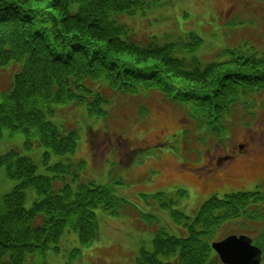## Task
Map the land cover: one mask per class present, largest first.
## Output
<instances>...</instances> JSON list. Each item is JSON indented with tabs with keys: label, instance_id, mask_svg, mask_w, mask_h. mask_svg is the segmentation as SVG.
<instances>
[{
	"label": "trees",
	"instance_id": "obj_1",
	"mask_svg": "<svg viewBox=\"0 0 264 264\" xmlns=\"http://www.w3.org/2000/svg\"><path fill=\"white\" fill-rule=\"evenodd\" d=\"M34 1L38 0H0V67L9 60L23 61L13 87L0 99V137L6 129L22 133L27 149L40 145L59 154L75 150L77 132L47 118L56 104L85 101L91 115H105L111 101L105 92L155 91L164 93L167 101L185 103L183 111L195 132L219 136L240 97L248 90L264 89V54L233 52L224 67L180 57L175 43L167 39L134 40L121 17L143 9L149 0H51L52 9L35 8ZM192 37V42L183 44L194 52L202 40ZM0 166L16 180L10 192L0 196V264H28V255L57 251L65 231L77 232L79 242L89 244L99 238L94 209L119 213L126 203L111 185L80 183L75 192L70 185L54 188L51 177L37 174L32 159L19 148L0 153ZM29 188L36 191L31 206L26 203ZM178 193L184 197L187 191ZM262 199L264 192L214 194L201 204L192 222L184 223L190 226L188 235H168L162 229L153 237L152 249L140 247L136 260L222 264L208 240L210 234L225 220L255 212L246 205Z\"/></svg>",
	"mask_w": 264,
	"mask_h": 264
},
{
	"label": "rangeland",
	"instance_id": "obj_2",
	"mask_svg": "<svg viewBox=\"0 0 264 264\" xmlns=\"http://www.w3.org/2000/svg\"><path fill=\"white\" fill-rule=\"evenodd\" d=\"M50 1H34L32 6L52 9ZM152 2V6H146L145 10L135 15L126 14L121 20L143 41L154 35L164 39L169 34L168 41L180 43L176 45L178 48L185 41L192 42V33H196L203 39V45L195 53L196 57L202 63L212 60L223 63L224 67H228V63L224 62L233 58V51L237 49L245 53L254 48L259 54L264 53V0ZM21 65L22 62L11 60L0 67V74L10 75L7 84L0 79V99L1 93L11 90ZM160 94L167 98L165 94ZM110 96L111 102L107 106L109 114L105 117L90 115L84 102H70L69 106H63L68 107L67 111L56 105L55 112L48 115V119L61 128L77 131V147L71 154H59L40 145L27 149L24 135L7 129L4 130V136L0 137L1 153L19 148L32 159L39 175H54L57 172L52 169L53 166L56 168L58 163L67 165V171L59 173L60 177L56 179L57 187L67 183L77 188L82 181H95L112 185L115 194L128 201L119 209V213H112L110 209L104 210L102 207L94 209L99 238L93 242L83 244L79 242L77 232L65 231L58 242L57 251L51 248L42 256L28 255V264L36 261L47 264H139L136 259L140 247L144 245L152 249V239L162 229L168 235H188L190 226H183L184 223L194 220L203 201L212 194H197L193 189L197 188L200 192L206 190L205 184L195 182L193 175L189 174H200L193 164L183 168L180 166V162L185 164L190 160L185 150L191 145L190 142L194 143L190 148L196 147V143L201 148L211 146L214 141L224 145L229 142L228 145H231L244 135H249L256 142L264 133V90L261 88L243 97L247 109V106L237 107L228 113V128L220 136L206 131H203V135L199 133L193 136L195 126L185 124L189 121L185 118V112L180 111L185 109L183 102L169 101L174 104H166L155 94L130 96L114 93ZM157 136L162 145H151L145 149L137 147L143 143H155ZM111 137L117 146L111 143ZM196 137L203 139L194 142ZM89 143L94 144L91 147L93 154L87 149ZM135 147V154L132 149L128 152L129 148ZM254 147L250 144V149ZM183 169L187 173L180 174ZM263 177L264 170L260 178ZM15 183L16 180L9 178L5 168L0 166V196L9 192ZM256 186L238 190L257 188L264 191V180ZM179 189H185L186 196L181 197L177 192ZM158 191L163 194L159 197L152 195ZM227 191L233 189L217 193L221 196ZM142 193L148 196L142 197ZM34 198L36 191L29 188L27 206L32 205ZM255 202H259L256 204L261 206L259 210L221 222L208 240L214 242L229 235L247 236L254 245L264 250V199ZM256 205L250 203L249 208H255ZM173 211L177 212L173 214ZM195 228L204 230L203 226Z\"/></svg>",
	"mask_w": 264,
	"mask_h": 264
},
{
	"label": "flooded vegetation",
	"instance_id": "obj_3",
	"mask_svg": "<svg viewBox=\"0 0 264 264\" xmlns=\"http://www.w3.org/2000/svg\"><path fill=\"white\" fill-rule=\"evenodd\" d=\"M263 137L264 134L254 142L250 136H243L228 147L215 144L205 150L188 148V154L193 158L192 164L200 172L192 173L194 181L205 184L204 188L212 194L222 190L219 184L226 189L242 188L251 183L258 185L264 170V160L259 154V151L264 153ZM249 144L256 147L250 149Z\"/></svg>",
	"mask_w": 264,
	"mask_h": 264
},
{
	"label": "water",
	"instance_id": "obj_4",
	"mask_svg": "<svg viewBox=\"0 0 264 264\" xmlns=\"http://www.w3.org/2000/svg\"><path fill=\"white\" fill-rule=\"evenodd\" d=\"M224 264H260L263 261L262 250L247 236L229 235L212 244Z\"/></svg>",
	"mask_w": 264,
	"mask_h": 264
}]
</instances>
